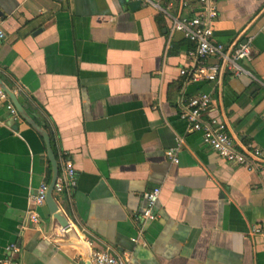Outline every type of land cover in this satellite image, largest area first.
I'll use <instances>...</instances> for the list:
<instances>
[{"label":"crops","instance_id":"obj_1","mask_svg":"<svg viewBox=\"0 0 264 264\" xmlns=\"http://www.w3.org/2000/svg\"><path fill=\"white\" fill-rule=\"evenodd\" d=\"M149 1L0 0V83L23 107L16 122L0 103V260L16 244L20 264H89L91 250L126 264H264V236L250 235L264 222V171L219 160L177 117L207 94L238 149L264 156V0H217L214 41L248 40L252 59L240 63L247 74L199 83L180 75L194 45L169 36L196 0ZM47 136L59 173L74 166L63 205L91 248L75 233L55 238L46 204L28 219L29 198L53 177ZM156 189L155 220L140 224Z\"/></svg>","mask_w":264,"mask_h":264},{"label":"built area","instance_id":"obj_2","mask_svg":"<svg viewBox=\"0 0 264 264\" xmlns=\"http://www.w3.org/2000/svg\"><path fill=\"white\" fill-rule=\"evenodd\" d=\"M135 2L141 6L150 4L149 0H127ZM197 9L192 17L175 18L172 20L169 36L178 34L190 44L194 49L188 51L187 56L193 65L189 69L181 70L180 75L186 77L188 83L217 82L222 76L229 72L234 77L247 74L240 63L251 62L250 41L233 44L226 47L216 43L213 39V25L218 17L217 0H196ZM187 3H182L185 7ZM0 33V38H3ZM213 60L214 63L209 64ZM211 98L207 94H200L188 99L177 111V117L185 122L189 132L199 133L204 145L208 146L215 153L217 158L226 164L245 169L249 172L264 171L263 153L254 146L241 147L234 142L227 125L218 118L209 114ZM0 103L6 105L10 117L14 121H19L20 116L15 107L7 98V95L0 88ZM165 157L173 163H177L176 155L172 151H167ZM76 187V173L71 161H66L57 177L53 187V197L62 214L67 217L66 207L63 205V197ZM49 184L41 183L36 193L29 198L28 219L31 224H37L39 217L37 210L46 204V196ZM159 189L146 193L143 205L136 215V220L140 224H145L155 220L154 209L158 203ZM69 228L78 236L77 230L69 223ZM66 229L57 227L53 235L55 238H64ZM251 236H264V222L255 225L250 230ZM79 240L92 247V242L88 239ZM133 242H137L135 239ZM21 249L16 244H11L5 248V256L0 260V264H20L17 256ZM90 264H126V259L117 255H112L107 251L91 250L89 254Z\"/></svg>","mask_w":264,"mask_h":264},{"label":"water","instance_id":"obj_3","mask_svg":"<svg viewBox=\"0 0 264 264\" xmlns=\"http://www.w3.org/2000/svg\"><path fill=\"white\" fill-rule=\"evenodd\" d=\"M0 88L7 95V98L12 103V105L15 107L18 114L20 116H23V107L19 104V102H18L17 98L15 97V95L13 94V92H11L5 86L3 87V85L1 83H0ZM45 142H46V146H47L48 157L52 163V170H53V177H52V180L49 184V189H48V193L46 196V205L48 206L50 212L52 213V215H51L52 216V229H53L54 225H57V227L66 229L64 237H66V238L70 237L71 238V236H74V232L69 228V222L67 221L66 217L62 214L61 210L57 206L55 199L53 197V187H54V184H55L57 177L59 176V168H58V165H57V163L53 157V153L51 151V146H50V140H49L48 136L45 137ZM88 262L90 264L89 260H88Z\"/></svg>","mask_w":264,"mask_h":264},{"label":"trees","instance_id":"obj_4","mask_svg":"<svg viewBox=\"0 0 264 264\" xmlns=\"http://www.w3.org/2000/svg\"><path fill=\"white\" fill-rule=\"evenodd\" d=\"M52 142H54V139H53V137H52Z\"/></svg>","mask_w":264,"mask_h":264}]
</instances>
